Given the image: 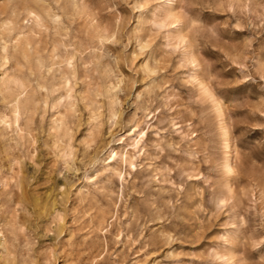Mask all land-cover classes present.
I'll use <instances>...</instances> for the list:
<instances>
[{
	"label": "rangeland",
	"instance_id": "374dc122",
	"mask_svg": "<svg viewBox=\"0 0 264 264\" xmlns=\"http://www.w3.org/2000/svg\"><path fill=\"white\" fill-rule=\"evenodd\" d=\"M0 264H264V0H0Z\"/></svg>",
	"mask_w": 264,
	"mask_h": 264
},
{
	"label": "bare ground",
	"instance_id": "6f19581e",
	"mask_svg": "<svg viewBox=\"0 0 264 264\" xmlns=\"http://www.w3.org/2000/svg\"><path fill=\"white\" fill-rule=\"evenodd\" d=\"M162 10V14L165 16V17H170V16H175V14H174V12L176 11V8L174 7V6H172V5H170V3L168 4H165L164 6H163V9H161ZM160 11V10H159ZM161 12V11H160ZM176 13V12H175ZM161 14V13H160ZM162 15V16H163ZM171 18V17H170ZM140 133V132H139ZM131 134V133H130ZM137 134V133H136ZM133 135V134H132ZM132 139L134 140V145H135V148L137 147V144H138V141H136L135 140V137H132ZM127 145V144H126ZM117 155V156H116ZM127 156H128V152H120L119 153V155L116 153V151L114 150V149H111L110 150V153H109V157H115V158H117V159H119V161H122V159L124 158V162H128L129 160L127 159ZM112 158V159H113ZM226 159H227V157H226ZM229 160H226V162H227V164L229 165L230 163L228 162ZM226 164V163H225ZM225 166V165H224ZM231 166H229V168H230ZM231 171H232V168L230 169Z\"/></svg>",
	"mask_w": 264,
	"mask_h": 264
}]
</instances>
